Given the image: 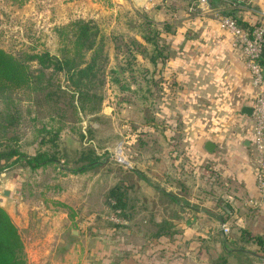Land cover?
Segmentation results:
<instances>
[{"label":"rangeland","instance_id":"rangeland-1","mask_svg":"<svg viewBox=\"0 0 264 264\" xmlns=\"http://www.w3.org/2000/svg\"><path fill=\"white\" fill-rule=\"evenodd\" d=\"M78 1L0 0V47L15 56H21L25 52L44 51L59 54L65 39L59 36L57 28L73 21H93L98 25L103 38L102 57L96 70V82L99 86L91 92L101 97L100 101H95L96 110H79L74 114L68 104V95L62 97L56 105L52 101L37 104L27 90L12 94L15 104L9 105L0 98V116L11 110L18 117V122L9 128L7 135H12L14 129L21 146L23 145L22 150L30 153L38 148L54 150L50 143L38 145L40 136L35 140L36 128L48 122L49 117L58 118L57 114L63 113L62 120L54 126L62 128L58 147L62 153H67L60 165L51 164L31 170L24 167L22 162L0 173V206L14 222H17L19 210L23 206L26 210L28 207L38 208V213L48 217L54 213L72 217L78 224H83L84 235L88 237L91 263L111 264V261L117 262V254H122L123 257L129 255L130 247L135 251L144 249L146 244L135 236L137 233L157 231L155 225L147 227L140 225V222L143 217L150 219L153 212H163V203L166 201L158 189L166 181H171L178 173L187 178L188 184L192 185L197 181L191 162L182 161L181 157L180 163H176L175 158H172L173 154L190 152L192 148L187 147L182 140L179 142L178 132L165 133L167 129L163 127L166 118L163 119L161 108L163 97L166 98L162 94L160 82L147 80L150 72L145 66L146 60L151 63L149 58L153 56L154 47L142 38L143 34L153 37L155 30L164 34V25L176 26L177 22L173 17L186 10L187 1L168 0L162 5L161 0H152V11L125 9L116 16L112 14L98 18V22L89 18L86 12L88 10H83ZM73 3L78 4L71 5ZM240 4L251 11L255 8L253 3L240 2L237 6ZM224 10L226 9L218 10L222 17L234 19ZM149 20L152 24H147ZM162 34L158 38L154 36L159 46L166 42L167 35ZM70 35L71 31L67 38ZM100 36H97V41ZM68 42L66 40L67 44ZM140 47L146 48L147 52L139 54ZM134 55L136 60L132 58ZM92 56V52H87L86 61L90 62ZM159 59L162 58L157 57ZM31 64L34 69L39 67L37 63ZM45 73L48 78L52 70L45 69ZM51 81L64 89L69 88L68 82L60 73L53 74ZM32 94L43 102L44 93ZM1 136L0 133V138ZM88 149L97 152L101 164L80 174L67 172L66 170L78 166L74 160L78 158L79 152ZM210 165L211 162L204 159L200 166L202 172L212 173ZM139 173L149 175V181L140 178ZM119 184L127 190L129 203L126 214L130 220L120 218L106 204L107 192ZM147 187H152L155 195L147 197ZM5 190L9 192L7 195ZM217 191L220 192L219 188ZM26 212L30 214V211ZM241 215L247 221L244 228L254 237L261 236L264 239V212L244 209ZM38 216L39 214L30 217ZM115 219L121 220V223L114 221ZM116 223L120 226H114ZM234 224H230L226 232L227 237L232 240L228 244V255L220 241L185 244L184 248L194 246L192 248L196 249L200 245L203 252L210 249L213 252L212 264L218 262L216 259L219 255L226 256L230 264H264L259 261V257L264 256V250L253 240L241 239L237 230L240 227ZM96 247L104 249L98 254L94 251ZM242 248L246 254L232 252Z\"/></svg>","mask_w":264,"mask_h":264},{"label":"crops","instance_id":"crops-1","mask_svg":"<svg viewBox=\"0 0 264 264\" xmlns=\"http://www.w3.org/2000/svg\"><path fill=\"white\" fill-rule=\"evenodd\" d=\"M167 1L161 0V4ZM186 1V10L173 17L177 24L170 25L172 32L162 34L167 35L162 44L164 58L155 64L146 60L145 66L150 72L147 80L160 82L166 98L163 97L161 108L163 119L166 118L165 133L178 132L179 142L192 148L190 152L173 154L172 158L176 163L181 157L182 161L191 162L197 181L188 184L181 173L166 181L158 189L166 201L163 212H153L150 219L143 217L140 225H168L172 234L139 232L135 236L146 244L144 249L135 251L130 247L129 255L117 254V262L111 264H212L210 249L203 252L200 245L185 249V244L219 242L226 235L224 224L245 227L247 221L241 215L244 209L264 212V199L255 176L253 117L243 112L244 108L252 110L257 90L251 82L247 59L234 46L232 34L220 27L222 16L218 12L224 8L240 23L264 26V0H208L206 10L199 8L198 0ZM240 2L253 3L255 8L251 11L243 4L237 6ZM78 3L96 22L125 9L152 11L154 7L152 0ZM207 141L216 145L213 153L205 149ZM204 159L211 162L212 173L202 172ZM184 167L187 168L185 164ZM139 176L149 181V175ZM218 188L224 189L218 192ZM146 195H155V190L147 187ZM27 209L23 206L17 222L13 221L24 244L26 264H92L83 224L65 214L48 217L38 213V208ZM36 214L37 218L30 217ZM95 249L99 254L104 248Z\"/></svg>","mask_w":264,"mask_h":264},{"label":"trees","instance_id":"trees-1","mask_svg":"<svg viewBox=\"0 0 264 264\" xmlns=\"http://www.w3.org/2000/svg\"><path fill=\"white\" fill-rule=\"evenodd\" d=\"M147 24H152L149 20ZM237 24L251 32L253 27L245 25L237 21ZM163 33L172 32L170 25H164ZM59 36L65 39L63 46L59 49V54H53L49 51L28 53L25 52L21 56H15L0 47V98L7 104H15L12 94L20 90L30 91V96L39 105H42L48 101L54 102L56 105L62 97L65 95L70 97L69 105L73 109L74 114L79 110L85 111L87 109H95V101L101 100L95 93H91L96 89L98 83L96 82L97 65L99 59L102 57V42L103 38L100 36L99 27L91 20H78L73 21L69 25L57 28ZM71 31V37L67 38ZM154 36L158 38L162 34L159 30H155ZM97 36H100L97 41ZM150 37L148 34H143L142 38L144 42L151 43L153 45V56L149 59L155 64L157 57L164 58L162 45L157 44L155 37ZM68 40V44L66 43ZM92 52L93 56L90 62L86 61L87 52ZM139 54H145L146 48L140 47ZM131 53V52H130ZM136 58V55L132 57ZM136 60V59H135ZM37 63L39 67L37 69L32 68L31 63ZM260 64L264 68V53L260 59ZM130 63V62H128ZM45 69H51L52 74L50 77H46ZM60 73L68 82V89H64L60 84H54L51 81L53 74ZM55 88V89H53ZM44 93L43 102L41 98H35L37 95L32 93ZM53 107V106H52ZM58 109V107L56 108ZM58 118L54 116L49 117L48 122L42 123V125L36 128L35 140L39 137V146L50 143L54 150L38 148L34 153L26 152L22 150L19 137L14 132L12 135H7L10 131V127H14L18 122V117L10 110L0 116V173L8 171L15 167L18 163H24V167H29L31 170H36L41 167H45L51 164L60 165L62 158L67 157V153H62L58 147V141L60 140L61 127H56L54 124L58 123L60 119L64 117V114H57ZM77 167L66 170L71 174H80L88 170H91L101 164L100 156L94 149L81 150L78 154V158L74 160ZM145 179V178H144ZM127 190H124L122 184L115 185L110 188L106 194V204L111 208L114 214L120 218H127L126 210L128 206ZM226 221V219H223ZM119 227L120 224H114ZM157 227V235H170L171 227L168 225H155ZM235 227L236 226H232ZM170 230V231H168ZM241 239L245 241L253 240L254 243L264 250V239L261 236H253L251 232L245 228H238ZM220 242L225 248V252L229 253L230 239L227 235H224ZM236 254H246V251L233 250ZM216 264H230L226 256H217ZM259 261L264 262V256L259 257ZM0 264H26V258L24 253V244L19 234L17 226L12 221L10 215L6 210L0 206Z\"/></svg>","mask_w":264,"mask_h":264},{"label":"built area","instance_id":"built-area-1","mask_svg":"<svg viewBox=\"0 0 264 264\" xmlns=\"http://www.w3.org/2000/svg\"><path fill=\"white\" fill-rule=\"evenodd\" d=\"M198 4L201 10L208 8V0H198ZM220 27L232 34L234 46L240 48L246 57L251 82L257 90L252 103V145L255 158V176L261 197L264 199V68L259 62L264 53V26L256 25L251 32H248L240 27L235 19L221 17ZM254 205L260 204L254 203ZM114 221L121 223L119 219ZM222 229L227 232L229 227L224 224Z\"/></svg>","mask_w":264,"mask_h":264},{"label":"water","instance_id":"water-1","mask_svg":"<svg viewBox=\"0 0 264 264\" xmlns=\"http://www.w3.org/2000/svg\"><path fill=\"white\" fill-rule=\"evenodd\" d=\"M243 112L245 114H248V115H251L252 114V110L249 109V108H244L243 109ZM216 148V145L212 142V141H207L206 144H205V149L209 152V153H213L214 150ZM5 194L7 195L8 192L5 191Z\"/></svg>","mask_w":264,"mask_h":264}]
</instances>
